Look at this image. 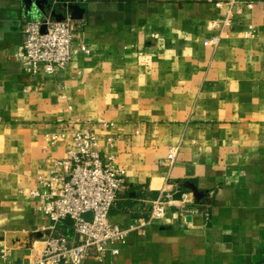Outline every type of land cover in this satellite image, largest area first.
<instances>
[{
  "label": "crops",
  "instance_id": "1",
  "mask_svg": "<svg viewBox=\"0 0 264 264\" xmlns=\"http://www.w3.org/2000/svg\"><path fill=\"white\" fill-rule=\"evenodd\" d=\"M250 1L213 46L230 0H35L76 27L70 62L34 74L19 55L27 0H0V264H34L51 219L29 192L83 130L126 168L112 221L145 218L164 186L186 195L85 264H264V10Z\"/></svg>",
  "mask_w": 264,
  "mask_h": 264
},
{
  "label": "built area",
  "instance_id": "2",
  "mask_svg": "<svg viewBox=\"0 0 264 264\" xmlns=\"http://www.w3.org/2000/svg\"><path fill=\"white\" fill-rule=\"evenodd\" d=\"M239 0H230V9L221 23L220 35L207 39V44L217 46L223 29L231 24L235 11L241 10ZM258 3L264 10V0H252L245 5ZM35 0H27V13L23 24L22 46L19 55L25 68L34 74L54 73L64 68L72 59L75 47L72 33L75 23L70 14L56 19L43 14ZM253 28L245 30L248 36ZM78 50L90 53L85 44ZM105 124V123H104ZM64 133L53 134L55 142ZM109 144L113 137H109ZM99 135L88 130L72 134V148L65 156L53 159L50 173L39 176L40 188L30 190V195L40 198L39 212L51 219L43 249L32 257L34 264H85L89 257L103 260L108 253H119L117 243H125L131 231L141 230L148 224L164 218L167 210L175 204L176 191L165 186L152 200L151 209L145 218H133L127 227H122L110 218V211L118 198L126 178V168L118 165L111 153L98 149ZM179 147H172L159 159V165L171 168L176 162ZM184 194V193H183ZM186 195L184 194V197ZM92 212V218L84 214ZM200 212L198 206H187L189 215ZM67 217L71 235L61 229Z\"/></svg>",
  "mask_w": 264,
  "mask_h": 264
},
{
  "label": "water",
  "instance_id": "3",
  "mask_svg": "<svg viewBox=\"0 0 264 264\" xmlns=\"http://www.w3.org/2000/svg\"><path fill=\"white\" fill-rule=\"evenodd\" d=\"M60 19V18H59ZM182 194H183V191H178L176 192V194H174L173 198L174 199H181L182 197ZM84 216L87 218V219H91L92 218V212H87L84 214ZM66 221L68 223H72V219L70 217H67L66 218Z\"/></svg>",
  "mask_w": 264,
  "mask_h": 264
}]
</instances>
